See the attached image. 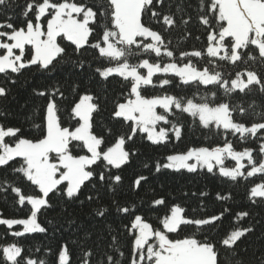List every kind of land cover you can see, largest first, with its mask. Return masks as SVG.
Here are the masks:
<instances>
[{
    "label": "snow or ice",
    "instance_id": "obj_1",
    "mask_svg": "<svg viewBox=\"0 0 264 264\" xmlns=\"http://www.w3.org/2000/svg\"><path fill=\"white\" fill-rule=\"evenodd\" d=\"M167 2L98 0L97 4L88 5L83 0H28L21 12L22 26L17 27L11 17L0 22V74L6 77L20 74L32 66L51 74L61 62L84 70L87 60L84 53L90 48L96 64L93 74L105 81L121 78L126 91V95L122 93L121 99L115 101L111 112L123 131L106 128L96 132L94 114L100 110L99 97L87 89L81 91L78 85L72 87L74 99L64 109L61 105L67 97L63 89L33 90L44 100L41 122L33 125L39 136L25 137L19 127L0 123V169L10 168L16 174L0 183V192L14 194L16 205L25 213L22 218H0V225L9 229L22 226V230L10 233L13 237L47 233L48 228L39 222V216L53 207L51 197L83 204L82 190L91 184L94 195H88L87 201H100L104 195L113 197L110 206L96 210L95 216L103 219L113 207L121 216L124 231L131 238L128 264H219L216 243L207 235L206 228L231 209L198 218L189 217L184 207L172 204L158 217L159 226L154 227L135 204L129 206L115 197L123 182L120 173L137 155L135 150L128 149V143L141 136L153 145L167 144L170 133L179 140L183 126L174 120L177 113L187 114L209 131L215 128L216 135H223L224 141L214 147L192 146L168 154L163 161L155 162L156 173L164 169L188 173L206 170L232 181L245 175L264 174V115L250 124L237 121L233 113L239 111L244 116L247 109L233 106L230 100L218 101L217 92L211 93V99L207 96L197 99L195 93L192 96L166 92L144 94L149 86L165 89L172 83L166 78L169 75L189 87L216 86L228 97L236 92L247 95L254 87L264 93V78L256 71L236 72L234 78L226 79L222 71L215 70L222 66L218 62L237 65L247 59L264 63V0H200L199 22L206 29V46L181 50L179 57L171 41L151 23L166 26L165 31L179 26L176 13L170 8L165 10ZM7 3L8 0H0V6ZM183 11L177 6V12L181 13L179 23L186 26L191 17H185ZM185 34L191 35L187 31ZM62 41L73 46L71 56ZM162 57H167L168 62ZM205 57L206 64L212 67H199L193 60ZM132 58H136L135 63ZM158 74L165 78L154 80ZM8 91L0 85V97H6ZM62 113L67 115V121ZM229 135H238L241 141L249 137L259 140V159L253 155L257 149L252 147L236 150ZM228 160L234 166H226ZM143 167L149 165L145 163ZM147 180V176L138 175L132 190H138ZM26 188L31 191H25ZM216 198L230 197L217 193ZM248 198L253 203L264 200V182L253 185ZM166 205V198L161 196L153 198L150 206ZM249 215L247 211L236 213L239 218ZM185 227L195 231L183 238H172L171 234L179 236ZM252 231V227L236 228L219 243L233 248ZM197 233L203 238H198ZM119 243L118 236L113 235L108 248L118 249ZM100 255L102 258L96 264H122L114 252L106 250ZM119 255L123 257L124 253L120 251ZM92 258L89 249L82 264H92ZM0 264H46V261L26 254L23 246L14 241L0 245ZM56 264H71V252L66 244L59 248ZM258 264H264V259Z\"/></svg>",
    "mask_w": 264,
    "mask_h": 264
},
{
    "label": "trees",
    "instance_id": "obj_2",
    "mask_svg": "<svg viewBox=\"0 0 264 264\" xmlns=\"http://www.w3.org/2000/svg\"><path fill=\"white\" fill-rule=\"evenodd\" d=\"M27 2L28 0H8L6 5L0 6V22L11 17V22L17 27L22 26L21 12ZM83 2L95 5L98 0H83ZM177 6L184 10L185 17H191V22L188 25L179 23L181 13L177 12ZM169 8L176 13L175 19L178 22V27L165 31L166 26L150 22L156 30L164 33L166 40L171 41V46L176 50L177 57L181 50L204 48L207 42L206 29L199 22L200 0H168L165 10L167 11ZM186 31L191 35H186ZM196 37H200V39L198 40ZM62 44L67 46V51L71 56L73 46L69 45L67 41H62ZM253 54L258 55L256 52ZM84 55L87 57L84 70L74 68L70 63L61 62L51 74L38 71L36 66L22 70L20 74H10L7 77L0 74V85H4L9 90L6 97H0V114H2L0 123L19 127L21 134L25 137L39 136V131L33 125L41 122L44 100L36 96L33 90L51 91L57 87L63 89L67 97V100L61 105L64 109L68 107V101L74 99L72 87L78 85L81 91L87 89L99 97L100 110L94 114L96 132L99 133L106 128L123 131L121 124L111 117L115 101L121 99L122 93L126 95L122 79L112 77L107 81L101 80L93 74L96 64L92 60V49H87ZM153 59L155 58L153 57ZM161 59L168 62L167 57ZM193 60L199 67H212L206 64V57L201 60L193 58ZM132 62L135 63L136 58H132ZM218 63H221L222 66L215 70L222 71L226 79L234 78L236 72L243 73L247 70L256 71L264 78V63L259 60L248 61L246 59L245 62L237 65L226 62ZM159 78L165 77L158 74L154 80L158 81ZM166 78L171 79L172 83L165 86V89L149 86L145 89L144 94L152 96L163 95L166 92L167 94L192 96L195 93L197 99L200 96H207L211 99V93L217 92L218 101L230 100L233 106L247 109V114L244 116H241L239 111L233 113L237 121L250 124L260 121L261 116L264 115V93L255 87L247 95L236 92L228 97L223 90H218L216 86L208 88L199 86L198 88L197 85H192L189 87L179 84L178 79L170 75ZM10 79H14L15 83H6V80ZM63 118L65 121L68 119L66 114H63ZM174 120L183 126L182 136L179 140L170 133L171 139L167 144L153 145L146 139H142L141 136H137L134 142L128 143V149L135 150L137 155L120 173L123 182L115 198L129 206L135 204L154 227L159 226L158 217H162L167 206L172 204L181 205L186 209V214L189 217L196 216L198 218L219 214L223 209L229 208L230 212L225 213L213 226L206 228L207 235L216 243L219 264H258L260 259H264V200L257 199V202L253 203L248 198V192L253 185L264 182V174H257L254 177L245 175L239 177L237 181H232L221 177L218 172L211 174L206 170L188 173L164 169L156 173L155 162L163 161V158L168 154L183 152L192 146L214 147L224 141L223 135H216L215 128L211 131L204 129L198 121H194L187 114L177 113ZM228 139L233 142L236 150H242L243 147L257 149L253 155L259 159V140L249 137L248 140L241 141L238 135H229ZM145 163L149 165L148 168L143 167ZM233 164L234 162L231 160L226 161V165L229 167ZM15 166L18 167L19 164ZM15 175L10 168L0 169V183L5 178ZM138 175L147 176L148 180L143 182L138 190L133 191L131 185ZM25 191H31V189L26 188ZM202 192L206 195L201 196ZM217 193L230 198L218 200ZM90 194L94 195L91 184L82 190L80 200L84 201L83 204L79 201L65 203L59 197L52 196L53 207L44 210V214L39 216V222L48 228L47 233L13 237L10 233L22 230V226L14 225L9 229L6 225H0V245L14 241L19 242L26 254L31 253L34 257L45 260L46 264H56L58 250L65 244L71 252V264H82L84 253L89 249L93 252L92 264H96L102 258L100 253L106 250L114 252L122 264H128L131 254V238L124 231L121 216L116 213L114 207L103 219L95 216L96 210L110 206L113 197L104 195L100 201L89 202L86 197ZM161 196L166 198L167 205L152 208L150 206L152 199ZM242 211H247L250 215L245 218L237 217L236 213ZM24 215L25 213L15 203L14 194L0 192V216L2 218H22ZM243 227H252L253 231L242 237L236 246L228 248L219 243L230 235L231 231ZM193 231H195L194 228L185 227L179 236L177 234H171V236L172 238H183L185 235H191ZM113 235H117L119 238L118 249L108 248ZM197 236L203 238L201 233H197ZM97 245H99L98 248ZM37 249L40 251L37 252ZM120 251L124 253L123 257L119 255Z\"/></svg>",
    "mask_w": 264,
    "mask_h": 264
},
{
    "label": "rangeland",
    "instance_id": "obj_3",
    "mask_svg": "<svg viewBox=\"0 0 264 264\" xmlns=\"http://www.w3.org/2000/svg\"><path fill=\"white\" fill-rule=\"evenodd\" d=\"M244 78L246 79V76H245ZM245 163H246V161H245ZM226 166H227V165H226ZM232 166H234V164H233ZM232 166H231V167H232ZM228 167H229V166H228ZM0 218H2V217L0 216Z\"/></svg>",
    "mask_w": 264,
    "mask_h": 264
}]
</instances>
